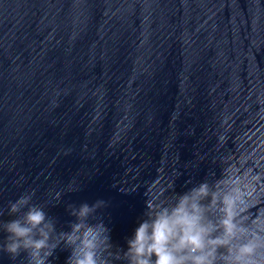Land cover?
I'll list each match as a JSON object with an SVG mask.
<instances>
[{"label": "water", "instance_id": "1", "mask_svg": "<svg viewBox=\"0 0 264 264\" xmlns=\"http://www.w3.org/2000/svg\"><path fill=\"white\" fill-rule=\"evenodd\" d=\"M202 180L264 217V0H0V211L34 192L69 231L103 200L126 250L147 199Z\"/></svg>", "mask_w": 264, "mask_h": 264}, {"label": "clouds", "instance_id": "2", "mask_svg": "<svg viewBox=\"0 0 264 264\" xmlns=\"http://www.w3.org/2000/svg\"><path fill=\"white\" fill-rule=\"evenodd\" d=\"M33 196L26 192L0 211V255L12 264H49L61 244L71 250L66 264H109L113 256L120 264H264V217L246 214L237 187L202 180L182 193L147 199L126 250H113L99 212L105 201L69 204L75 220L69 231H58Z\"/></svg>", "mask_w": 264, "mask_h": 264}]
</instances>
